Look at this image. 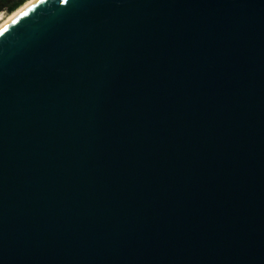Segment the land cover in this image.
I'll return each mask as SVG.
<instances>
[{
	"label": "water",
	"instance_id": "95a60500",
	"mask_svg": "<svg viewBox=\"0 0 264 264\" xmlns=\"http://www.w3.org/2000/svg\"><path fill=\"white\" fill-rule=\"evenodd\" d=\"M0 264H264V0L0 29Z\"/></svg>",
	"mask_w": 264,
	"mask_h": 264
},
{
	"label": "bare ground",
	"instance_id": "6f19581e",
	"mask_svg": "<svg viewBox=\"0 0 264 264\" xmlns=\"http://www.w3.org/2000/svg\"><path fill=\"white\" fill-rule=\"evenodd\" d=\"M36 1L37 0H28L25 4H23L21 7L16 9L14 12L8 14L7 16L0 14V29H2L5 25L11 22L14 18L20 15L23 11H25L27 8L33 5Z\"/></svg>",
	"mask_w": 264,
	"mask_h": 264
},
{
	"label": "trees",
	"instance_id": "16d2710c",
	"mask_svg": "<svg viewBox=\"0 0 264 264\" xmlns=\"http://www.w3.org/2000/svg\"><path fill=\"white\" fill-rule=\"evenodd\" d=\"M28 0H0V14L6 12L8 14L25 4Z\"/></svg>",
	"mask_w": 264,
	"mask_h": 264
},
{
	"label": "rangeland",
	"instance_id": "374dc122",
	"mask_svg": "<svg viewBox=\"0 0 264 264\" xmlns=\"http://www.w3.org/2000/svg\"><path fill=\"white\" fill-rule=\"evenodd\" d=\"M1 14H3L4 16H7L8 15V13H6V12H2Z\"/></svg>",
	"mask_w": 264,
	"mask_h": 264
}]
</instances>
